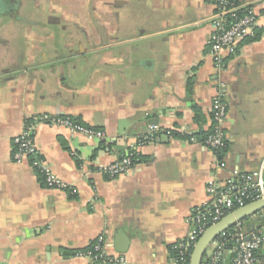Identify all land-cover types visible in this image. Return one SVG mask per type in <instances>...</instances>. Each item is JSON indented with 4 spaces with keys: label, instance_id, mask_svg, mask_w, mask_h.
Returning <instances> with one entry per match:
<instances>
[{
    "label": "crops",
    "instance_id": "obj_1",
    "mask_svg": "<svg viewBox=\"0 0 264 264\" xmlns=\"http://www.w3.org/2000/svg\"><path fill=\"white\" fill-rule=\"evenodd\" d=\"M235 1L264 10V0ZM41 3L45 26L0 31V264H88L78 254L99 236L127 264H174L170 247L189 237L194 210L212 204L208 183L223 189L264 162V30L226 58V167L218 169L203 145L220 76L209 56L212 4ZM43 114L105 135L95 142L47 123L36 128L39 157L75 194L46 188L30 162L12 159V139ZM151 125L159 131L136 150L133 168L108 179L104 168ZM249 223L264 235V211Z\"/></svg>",
    "mask_w": 264,
    "mask_h": 264
},
{
    "label": "built area",
    "instance_id": "obj_2",
    "mask_svg": "<svg viewBox=\"0 0 264 264\" xmlns=\"http://www.w3.org/2000/svg\"><path fill=\"white\" fill-rule=\"evenodd\" d=\"M205 1L214 7V14L210 19L212 34L209 39V56L216 73L220 76L216 83L217 91L211 102V127L203 145L217 158V168L224 169L226 164L222 154L226 145L224 126L227 107L224 100L226 83L221 79V75L226 71V58L235 55L239 43L248 37H254L256 31L264 30V10L248 9L235 0ZM45 123L65 128L73 135L83 136L87 141L103 142L105 135L99 129L84 126L68 117L53 118L43 114L26 122L22 131L12 139V159L15 163L30 162L31 167L44 177L46 188L75 194L74 189L53 177L45 161L38 155L34 133L38 125ZM158 131L157 126L151 125L146 135L138 140L134 148L126 151L119 160L105 167L103 174L108 179L127 174L134 166L133 158L136 157V150L152 143ZM206 191L212 204L203 205L194 210L191 216L193 228L189 237L172 246V251L176 254L173 258L174 264L185 261L189 249H192L200 235L209 226L234 210L244 207L247 202L264 199V162L256 171L249 174L235 173V178L227 181L223 189H217L215 183L210 181ZM263 246L264 235L261 230L253 228L249 232L244 231L243 224L238 222L210 244L207 249L210 251L209 256L203 259L202 264H224L223 255L226 253L231 256L229 264H264V256L263 259L258 258V252ZM78 255L86 256L88 264H127L124 255L110 252L102 236L97 237L85 253Z\"/></svg>",
    "mask_w": 264,
    "mask_h": 264
},
{
    "label": "water",
    "instance_id": "obj_3",
    "mask_svg": "<svg viewBox=\"0 0 264 264\" xmlns=\"http://www.w3.org/2000/svg\"><path fill=\"white\" fill-rule=\"evenodd\" d=\"M261 211H264V199L248 203L209 226L192 247L188 264H202L208 247L221 233L233 227L236 223L251 218ZM253 228V226L250 227V229Z\"/></svg>",
    "mask_w": 264,
    "mask_h": 264
},
{
    "label": "flooded vegetation",
    "instance_id": "obj_4",
    "mask_svg": "<svg viewBox=\"0 0 264 264\" xmlns=\"http://www.w3.org/2000/svg\"><path fill=\"white\" fill-rule=\"evenodd\" d=\"M41 2L42 0H0V31L8 24L21 30L29 25L45 26L46 12ZM9 77L11 75L8 71L4 79Z\"/></svg>",
    "mask_w": 264,
    "mask_h": 264
},
{
    "label": "trees",
    "instance_id": "obj_5",
    "mask_svg": "<svg viewBox=\"0 0 264 264\" xmlns=\"http://www.w3.org/2000/svg\"><path fill=\"white\" fill-rule=\"evenodd\" d=\"M257 35H258V33H256V35L253 37V38H251L252 40H254L256 37H257ZM207 136V135H206ZM206 138V137H205ZM226 146V145H225ZM225 149V148H224ZM136 161H137V157L135 158H133V163H134V165H135V163H136ZM38 175H39V177H40V181L41 182H43L44 184H45V179H44V177L41 175V174H39V173H37ZM46 187V186H45ZM249 202H247V204H248ZM249 220H250V218H247V219H245V220H243V221H241L240 223L241 224H243V226H244V231H247V232H249L251 229H250V223H249ZM88 249H86V250H84V251H82V252H80V253H85L86 251H87ZM191 248L189 249V251H188V253L190 254L191 253ZM170 252H171V256H172V258H175L176 257V254L174 253V251H172V246L170 247ZM189 254L188 255H186V258H185V261L183 262V263H181V264H188V262H189ZM179 264V263H178Z\"/></svg>",
    "mask_w": 264,
    "mask_h": 264
}]
</instances>
